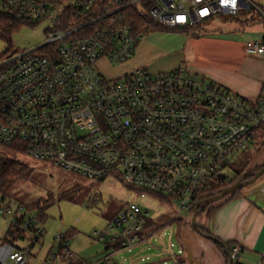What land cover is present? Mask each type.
<instances>
[{
    "label": "built area",
    "instance_id": "built-area-1",
    "mask_svg": "<svg viewBox=\"0 0 264 264\" xmlns=\"http://www.w3.org/2000/svg\"><path fill=\"white\" fill-rule=\"evenodd\" d=\"M253 8L259 10L249 0H0V11L20 22L49 24L43 46L0 62V144L89 181L118 179L140 198L167 197L178 217L193 211L199 195L230 183L226 169L254 147L264 126V95L250 102L182 70L139 68L109 81L98 64H123L134 55L145 35L133 29L131 9L176 30ZM245 51L264 60V35L247 41ZM0 218L9 221L15 242L30 236L26 247L0 246V264H28L34 248L45 245L41 222L2 195ZM149 220L148 211L130 202L94 234L107 251L102 259L83 261L71 249L75 234L58 233L40 264H114L113 255L165 228L147 235ZM241 252L231 248L233 264Z\"/></svg>",
    "mask_w": 264,
    "mask_h": 264
},
{
    "label": "rangeland",
    "instance_id": "rangeland-1",
    "mask_svg": "<svg viewBox=\"0 0 264 264\" xmlns=\"http://www.w3.org/2000/svg\"><path fill=\"white\" fill-rule=\"evenodd\" d=\"M249 1L264 13V0ZM259 10L243 9L237 17H215L210 22L191 29L188 34L158 32L145 35L129 61L123 64H111L103 60L98 64L99 71L107 80L118 81L139 68H145L152 74L164 73L178 67L187 73L185 69L188 65L194 70L202 69L201 65H205V68L219 69L222 66L225 45L242 44L259 39L264 34V15ZM48 27L47 22L22 25L12 36L11 47L0 40V62L12 54H23L43 46L47 39ZM192 36L196 39L205 36L203 49L191 41ZM192 50L195 52V58L192 56ZM198 60H201L200 64ZM258 134L261 138L258 137L256 146H260L264 139L261 131ZM252 150L249 149L250 153L235 158L232 165L226 169L225 174L230 180L235 177L240 179L255 171L247 173L250 159L255 151ZM0 157L15 160L31 168L30 177L26 181L16 183L7 192V197L27 206L39 204V207L29 211V215L36 219L41 210L45 215L44 223L39 224V227L45 231V245L43 248H34L32 256L28 258V264H40L46 257L49 244L53 242L54 237L58 233L70 231L75 234L71 239V249L78 255L87 256L86 253L95 250L105 252V246L94 234L104 230L130 202L140 205L149 212L150 218L157 222L164 217L176 220L177 224L168 226L165 224V228L148 238L147 242L113 255L115 264H174L177 260L191 264L186 251L185 255L179 254L182 249L184 250L185 242L189 243L196 261L200 264H213L212 261L207 263L203 259L204 254L205 257L207 256V245L202 242L207 241L211 244L214 242L194 231L193 211H184L178 217L177 206L168 201L167 197L140 198L118 179L89 181L66 173L54 165L35 162L19 147H6L0 144ZM221 201L204 207V211L196 218L198 227H202L207 217L206 210L217 206ZM165 220L163 219L162 222L164 223ZM9 233V221L0 218V246L12 245L13 242L18 248L29 245L30 236L27 235L15 242ZM86 259L91 258L86 257ZM239 260L240 258L234 264H239Z\"/></svg>",
    "mask_w": 264,
    "mask_h": 264
},
{
    "label": "crops",
    "instance_id": "crops-1",
    "mask_svg": "<svg viewBox=\"0 0 264 264\" xmlns=\"http://www.w3.org/2000/svg\"><path fill=\"white\" fill-rule=\"evenodd\" d=\"M204 37L196 39L192 36L191 41L203 49L206 42ZM245 43L225 45L222 66L219 69L214 70L201 65L202 69L194 70L188 65L185 71L214 81L240 97L256 102L264 95V60L248 55L245 51ZM192 56H195L193 50ZM200 61L198 60V64ZM175 70L182 69L178 67L171 71ZM261 132L264 136V126ZM251 149H253L252 152L255 151L250 159L247 173L264 166V139L260 146L254 145ZM206 212L207 217L201 228L224 244L240 246L242 252L239 264L260 262L264 256V176L251 186L227 196L217 206L209 208ZM203 243L207 245V256L205 257L204 254L202 257L207 263L212 261L213 264H227L225 257L214 244L207 241ZM105 252H107L106 248ZM105 252L103 250L89 251L86 253L87 256L78 255L77 252L75 254L83 261L93 263L106 256ZM86 257L91 258L89 259L91 261Z\"/></svg>",
    "mask_w": 264,
    "mask_h": 264
},
{
    "label": "trees",
    "instance_id": "trees-1",
    "mask_svg": "<svg viewBox=\"0 0 264 264\" xmlns=\"http://www.w3.org/2000/svg\"><path fill=\"white\" fill-rule=\"evenodd\" d=\"M125 1H129V0H125ZM147 7L148 6H146V8ZM129 18H130V23L133 26V29L136 31V33L144 34V35H150V34H154V33H158V32H179V33L188 34L191 31V29L195 28V27H193L190 29L168 30L167 28L163 27L162 25L151 21L146 15H144V13H139L137 9L129 10ZM24 24H30V23L20 22L11 13L0 11V40L5 41L9 45V47H11L12 46V42H11L12 36ZM40 53L45 54V51L40 50ZM261 130H262V128H261ZM259 135L260 134H255L254 145H257L258 137H259V139L261 138V136H259ZM248 153H250V152H245L244 154H248ZM263 167L264 166L256 169L254 172L247 174L246 176H244L240 179L235 177L234 179H232L230 181L229 184H227L225 186L213 187L211 189L206 190L203 194L198 196L197 202H200V201L205 200V199L216 197V196L220 195L226 188L236 184L237 182L249 180L250 178L253 177V174L255 172L259 171ZM30 174H31V168L29 166H27L23 163L17 162L15 160H12V159L0 157V195H2L3 197H7V192L13 186H15L16 183L26 181L30 177ZM127 188L131 189L134 193H139L130 187H127ZM237 192H239V191H236L233 194H235ZM233 194H231V195H233ZM148 196L149 197L150 196L156 197L157 195L148 194ZM168 201H170V200H168ZM25 206L30 211V210H33V209L39 207V204H34V205H30V206L25 205ZM205 206H209V204L202 205L200 207L199 213L204 211ZM194 210H195V207L193 208V213H194ZM163 219H166L164 223L162 222ZM37 220L41 223H44L45 215H44V213H42V210L37 215ZM159 222H157V220H155V219L149 220L145 226L144 233L147 235L148 234L150 235V234L157 232V231L154 232V230H160L163 227H165L164 226L165 224H166V226L172 225V224H177L176 220L168 219V218H164V217H161ZM192 228H193V226H192ZM193 229L196 232L198 229L201 233L211 236L208 233V231H206L205 229H203L201 227L197 226V228H193ZM70 233H72V232L71 231L67 232V234H70ZM214 244L217 247V249L223 254V256L226 259V263L228 264V259H227V256H226V253H225L223 247L219 244V242H214ZM225 245L230 252V250L233 246H230L229 244H225ZM114 248L116 249L117 246H114Z\"/></svg>",
    "mask_w": 264,
    "mask_h": 264
},
{
    "label": "water",
    "instance_id": "water-1",
    "mask_svg": "<svg viewBox=\"0 0 264 264\" xmlns=\"http://www.w3.org/2000/svg\"><path fill=\"white\" fill-rule=\"evenodd\" d=\"M262 176H264V167L262 169H260L259 171L255 172L253 174V177L250 178L249 180L237 182L236 184H234V185L226 188L220 195H218L216 197H213V198L205 199V200H202V201L198 202L196 204V206H195V210H194L193 217H192V226H193V228H197L196 218H197V216L199 214V210H200V207L202 205L219 202L222 199L226 198L227 196L233 194L234 192L243 190V189L251 186L257 180H259ZM197 232L199 234L203 235L204 237L212 240L213 242H219V244L223 247V249H224V251L226 253V256H227V259H228V264H233V261H232V259L230 257V254H229V250L227 249V247H226V245L224 243L218 241L213 236H209V235H206V234L201 233L198 229H197ZM184 248H185L186 255H187V258H188L189 262L191 264H200V262H198V261H196L194 259L193 254H192V251L190 249V246H189V243L188 242H185Z\"/></svg>",
    "mask_w": 264,
    "mask_h": 264
}]
</instances>
